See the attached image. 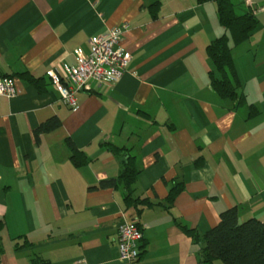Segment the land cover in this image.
Instances as JSON below:
<instances>
[{
	"label": "crops",
	"instance_id": "0c3cea01",
	"mask_svg": "<svg viewBox=\"0 0 264 264\" xmlns=\"http://www.w3.org/2000/svg\"><path fill=\"white\" fill-rule=\"evenodd\" d=\"M230 1L237 15L250 12ZM256 16L247 41H230L239 82L231 100L211 85L207 47L228 33L217 0H0V76L20 89L0 106V264H203V236L222 212L264 221V10ZM123 24L126 73L91 82L71 110L50 72ZM53 117L60 127L37 137ZM68 139L87 164L72 162ZM108 144L135 156L134 197L152 206L127 208L123 185L92 189L122 172ZM176 184L183 191L170 202ZM125 217L144 233L132 263L119 254Z\"/></svg>",
	"mask_w": 264,
	"mask_h": 264
},
{
	"label": "trees",
	"instance_id": "16d2710c",
	"mask_svg": "<svg viewBox=\"0 0 264 264\" xmlns=\"http://www.w3.org/2000/svg\"><path fill=\"white\" fill-rule=\"evenodd\" d=\"M218 13L221 25L228 33L213 40L207 47V55L213 65L210 73L211 85L221 97L235 100L238 98V79L236 65L232 54L230 41L235 45L244 43L249 39L258 26V18L252 13L237 15L230 0H217ZM33 82L36 79L26 73ZM14 77L12 75H6ZM15 78V77H14ZM61 120L53 117L42 123L35 135L53 131L60 127ZM71 149V160L76 166L87 164V156L80 151L71 139L67 140ZM112 152L123 156V169L118 179L105 180L97 188H118L123 185L126 192L124 203L127 208L135 206L139 212V205L152 206L148 199L135 198L134 185L139 172L135 165V156L127 148H120L108 144ZM183 191V185L176 184L169 194V201L173 202ZM0 223V232L3 229ZM186 233L193 231L180 226ZM202 247L203 264H264V221L251 218L245 222L239 221L238 208L233 207L220 214L217 225L203 236ZM35 264H49L44 260H35Z\"/></svg>",
	"mask_w": 264,
	"mask_h": 264
},
{
	"label": "built area",
	"instance_id": "2783aa9c",
	"mask_svg": "<svg viewBox=\"0 0 264 264\" xmlns=\"http://www.w3.org/2000/svg\"><path fill=\"white\" fill-rule=\"evenodd\" d=\"M245 3L254 15L264 10V7L260 8L253 0H245ZM128 28V24H123L92 37L88 53L76 49L74 63L63 64V73L55 70L50 72L63 103L71 110L78 109L76 95L88 89L91 82L115 84L124 76L132 59V54L121 45ZM19 93L16 78L0 76V106L3 97L13 98ZM143 238V228L136 221L125 217L118 225L120 259L129 263L137 261L141 255L140 244Z\"/></svg>",
	"mask_w": 264,
	"mask_h": 264
}]
</instances>
